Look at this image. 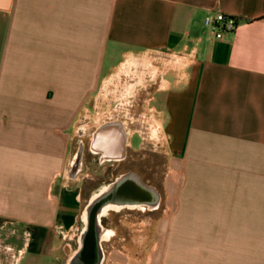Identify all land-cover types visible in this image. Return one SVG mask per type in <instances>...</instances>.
Returning <instances> with one entry per match:
<instances>
[{"label":"crops","instance_id":"0c3cea01","mask_svg":"<svg viewBox=\"0 0 264 264\" xmlns=\"http://www.w3.org/2000/svg\"><path fill=\"white\" fill-rule=\"evenodd\" d=\"M138 122L167 159L166 264H264V0H0L1 220L65 227L72 196V227L81 124L119 160Z\"/></svg>","mask_w":264,"mask_h":264},{"label":"flooded vegetation","instance_id":"af4514ba","mask_svg":"<svg viewBox=\"0 0 264 264\" xmlns=\"http://www.w3.org/2000/svg\"><path fill=\"white\" fill-rule=\"evenodd\" d=\"M82 137V139L78 138L76 150L71 159L72 161L77 151L81 150V164L78 173L82 175V179L80 180L81 187L88 192L89 196L78 220L72 227H54L57 229L55 233L47 232L45 227L38 228L46 236H49L50 241L56 240L55 244L50 245L49 250L40 247L35 242L30 246L29 241L26 239L27 235L23 233L24 243L22 249L16 252L19 254V257L13 264H104L106 253H111L107 252L106 245L124 239L126 236L121 228L125 227L128 230V238H130V235L137 237L141 231L140 227H142L141 221L139 224L136 221L139 219L138 217L160 210L162 203L160 192L163 179L166 175L167 165L161 183L155 184L148 174L141 173L135 168L134 162L136 159L132 154L128 155L129 149L135 153L145 150L143 147L140 146L135 150L128 145L129 149L128 147L126 148L125 155L121 159L106 160L102 152L95 153L92 151L89 143V134H85ZM86 141H88L87 145H85ZM86 162L89 163L88 165L91 168L87 167ZM92 162H94L96 168H92ZM71 172L72 166L70 168V175H72ZM131 175H134L138 179L137 184H135ZM140 185L146 186L149 189L148 202H140V199L134 197ZM111 186H115V190L112 192L113 199L122 200L131 198V202L123 204L118 210L107 211L98 219L97 212L93 215L90 213L87 222H84L82 215L91 197ZM132 227L135 229H132ZM63 231H72V238L69 239L70 243L64 242ZM102 231L108 234L106 240L100 239Z\"/></svg>","mask_w":264,"mask_h":264},{"label":"rangeland","instance_id":"374dc122","mask_svg":"<svg viewBox=\"0 0 264 264\" xmlns=\"http://www.w3.org/2000/svg\"><path fill=\"white\" fill-rule=\"evenodd\" d=\"M119 113L114 110L108 115L119 119V117L124 116V114ZM102 116L105 115L95 114L92 116V119L98 117L102 118ZM84 126L86 125L81 124L80 139H82V136L85 134H89L91 131V126L93 125L88 126L87 128ZM130 126L135 128V130L132 129L131 132H136V134H140L142 137L143 142L141 147L145 149L143 151H137L134 153L128 147V155L132 154L136 159L134 162L135 168L141 173L148 174V176L152 178L153 183H161L164 170L167 165L164 146L157 144V138H155L157 136H155L154 130L150 128V126L141 122L133 125L129 124V127ZM77 140L78 139H75L72 146L70 160L72 159V156L76 150ZM130 142L132 149L137 150L138 147H140L141 142L138 136L134 135L131 137ZM87 143L88 141L85 142V145H87ZM86 163L87 167L89 166L88 168H91L90 165H88L89 163ZM91 164H93L92 168H96L94 166V162ZM84 170L86 169L84 168ZM85 192L86 195H88V192ZM13 196L14 195L12 193H0V201L4 200L5 198H12ZM75 210L76 207L72 202V196H64L60 212L63 215L65 228H67L69 224L73 222L72 217L75 213ZM160 213L161 212L159 210L157 212L148 213L142 217H138L139 219L136 221L138 224L141 221L142 227H140L141 231L137 237L135 235H130V238H128V230H126L125 227L121 228L122 232L126 234V236L124 239H120L115 241V243L112 242L109 245H106L105 248L107 252L111 253H106V260L104 264H166L167 229L166 224L158 225ZM164 222H166V219ZM38 228L39 227L33 225H26L16 221H5L0 219V264H13L19 257V254L16 252L22 249L24 243V236L22 235L23 233L27 235L26 239L29 241L30 246L35 242L40 247L45 248L47 237L45 233L40 231ZM133 228L134 227H132V229ZM56 230L57 229L53 227L49 233H55ZM62 234L64 237V242L70 243L71 241L69 239L72 238V231H63ZM55 243L56 240L50 241L48 245L50 246Z\"/></svg>","mask_w":264,"mask_h":264},{"label":"bare ground","instance_id":"6f19581e","mask_svg":"<svg viewBox=\"0 0 264 264\" xmlns=\"http://www.w3.org/2000/svg\"><path fill=\"white\" fill-rule=\"evenodd\" d=\"M81 155V150L77 151V158H79ZM131 177L134 179L135 184H137L138 179L134 176L131 175ZM115 190V186H111L109 188H105L103 190L100 191L99 194L91 197V205L95 204V202L99 201V199H111V197L113 196V191ZM149 189L146 188V186L140 185L139 186V190L135 192L134 197H136L137 199H140V202H148V194ZM112 200V199H111ZM117 201L113 200L110 202H107L105 206H103L102 208H100L97 212V219L100 218L103 214H105L107 211L109 210H118L123 204L131 202V198H126V199H122L121 201H119V199H116ZM127 200V201H125ZM154 204V202H153ZM91 206L88 209H85L83 215H82V220L84 222H87L88 216H89V210H90ZM108 234L105 231H102L101 240H106Z\"/></svg>","mask_w":264,"mask_h":264},{"label":"built area","instance_id":"2783aa9c","mask_svg":"<svg viewBox=\"0 0 264 264\" xmlns=\"http://www.w3.org/2000/svg\"><path fill=\"white\" fill-rule=\"evenodd\" d=\"M204 25L210 30L215 38L219 39L225 32H232L236 26V20L233 18L225 17L221 13H216L212 16L204 18Z\"/></svg>","mask_w":264,"mask_h":264},{"label":"water","instance_id":"95a60500","mask_svg":"<svg viewBox=\"0 0 264 264\" xmlns=\"http://www.w3.org/2000/svg\"><path fill=\"white\" fill-rule=\"evenodd\" d=\"M111 199H99V201L95 202V204H93V205H91V199H90L89 200V203H88V205L86 207V209H88L91 206L89 212L93 215L96 212H98V210L100 208H102L103 206H105L107 202H110V201H113V200L117 201L116 199H113V196L111 197ZM119 201H121V200H119Z\"/></svg>","mask_w":264,"mask_h":264}]
</instances>
